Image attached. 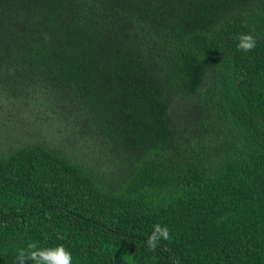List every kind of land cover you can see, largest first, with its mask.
<instances>
[{
	"label": "trees",
	"instance_id": "obj_1",
	"mask_svg": "<svg viewBox=\"0 0 264 264\" xmlns=\"http://www.w3.org/2000/svg\"><path fill=\"white\" fill-rule=\"evenodd\" d=\"M32 242L264 264V0H0V264Z\"/></svg>",
	"mask_w": 264,
	"mask_h": 264
},
{
	"label": "clouds",
	"instance_id": "obj_2",
	"mask_svg": "<svg viewBox=\"0 0 264 264\" xmlns=\"http://www.w3.org/2000/svg\"><path fill=\"white\" fill-rule=\"evenodd\" d=\"M237 50L250 52L255 49L257 41L251 33H241L237 37ZM171 239L167 225L155 224L151 234L147 237L149 249H155L161 241ZM17 264H73V256L63 244L54 247H38L36 242L29 243L26 248L18 249Z\"/></svg>",
	"mask_w": 264,
	"mask_h": 264
}]
</instances>
